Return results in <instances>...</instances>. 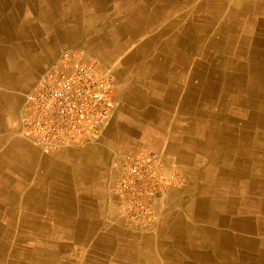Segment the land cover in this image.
I'll return each mask as SVG.
<instances>
[{"label": "crops", "instance_id": "obj_1", "mask_svg": "<svg viewBox=\"0 0 264 264\" xmlns=\"http://www.w3.org/2000/svg\"><path fill=\"white\" fill-rule=\"evenodd\" d=\"M69 47L109 66L114 107L104 141L46 154L19 110ZM110 143L188 181L149 233L105 190ZM263 186L264 0H0V264H264Z\"/></svg>", "mask_w": 264, "mask_h": 264}, {"label": "built area", "instance_id": "obj_2", "mask_svg": "<svg viewBox=\"0 0 264 264\" xmlns=\"http://www.w3.org/2000/svg\"><path fill=\"white\" fill-rule=\"evenodd\" d=\"M114 77L81 49L67 48L37 76L23 96L19 132L45 152L98 139L113 109ZM164 157L148 149L121 154L110 184L129 227L152 229L153 203L182 178Z\"/></svg>", "mask_w": 264, "mask_h": 264}, {"label": "rangeland", "instance_id": "obj_3", "mask_svg": "<svg viewBox=\"0 0 264 264\" xmlns=\"http://www.w3.org/2000/svg\"><path fill=\"white\" fill-rule=\"evenodd\" d=\"M226 26H229V24L228 23H226ZM225 26V27H226ZM249 26H251V25H249ZM225 27H223L224 29H221V30H223V31H221V32H219L220 34L221 33H224L225 32ZM240 26H238V28H239ZM237 28V29H238ZM251 31V30H250ZM252 32V31H251ZM224 34H226V33H224ZM235 35V34H234ZM237 37V36H236ZM69 48H77V49H81L84 53H85V55H86V57L88 58V59H91V60H94L96 63H97V65H98V67H99V69H101L103 72H106V73H110L111 75H113L112 74V72L110 71V68H109V66H107V65H105V64H102L98 59H96L94 56H92V55H90V54H88L86 51H84L82 48H78V47H69ZM64 49H67V48H64ZM64 49H62V50H64ZM61 50V51H62ZM60 51V52H61ZM59 52V53H60ZM59 55V54H58ZM236 57V56H235ZM235 57H232V58H235ZM57 58V57H56ZM55 58V59H56ZM262 57H259L258 59H261ZM54 59V60H55ZM53 60V61H54ZM244 61H248V59H244ZM52 62V61H51ZM50 62V63H51ZM50 63H48V64H50ZM47 64V65H48ZM46 65V66H47ZM45 66V67H46ZM44 67V68H45ZM43 68V69H44ZM42 69V70H43ZM42 70H40V71H38L36 74H35V80H34V82L32 83V85L28 88V91L31 89V87L33 86V84L35 83V81H36V78H37V76L41 73V71ZM114 77V76H113ZM27 92V91H26ZM25 92V93H26ZM24 93V94H25ZM24 96V95H23ZM22 106V105H21ZM113 107H114V104H113ZM20 110H21V107H20ZM19 110V111H20ZM109 120H110V118H109ZM17 132H18V134L21 136V137H23L22 135H21V133L19 132V118H18V127H17ZM24 138V137H23ZM105 138H107V134H105V136L103 137V135H101L98 139H95V140H93V141H89V142H86V143H82V144H77V145H71V146H69V147H62V148H59V149H57V150H54V151H51V152H45V151H43L42 149H40L39 147H37V146H35L30 140H28V139H26V138H24V139H26L27 141H29L35 148H37V149H39L41 152H43V153H46V154H52V153H56V152H58L59 150H63L64 148H66V149H84V148H87V147H92L93 145H95V144H97V143H101L102 141H104V139ZM105 141H107V140H105ZM140 148H145V149H148L149 150V148H147V147H145V146H142V145H138V146H135V147H132V148H130V149H122V150H120L119 148H117V147H115L114 146V144H112V143H110V145H109V149H108V153H107V157H106V160H105V163H104V165H103V170H104V177H103V182H104V186H105V190H106V192L108 193V195H111L112 196V194H111V191H110V184L112 183V181H113V178H114V175H115V163H116V161H117V159L120 157V155L121 154H123V153H127V152H130V151H133V150H136V149H140ZM95 162H96V159H95ZM170 162V161H169ZM170 164L172 165V166H174L175 167V165L174 164H172L171 162H170ZM178 169V168H177ZM176 169V170H177ZM178 173H179V171H177ZM179 175L181 176V178H182V183L180 184V185H178V186H170L169 188V190H168V192H167V195L168 194H170V193H173V194H176L178 191H180V190H182L183 188H185V187H187L188 186V181L186 180V178L184 177V176H182V174H180L179 173ZM166 199V198H165ZM158 223V222H157ZM157 227V226H156ZM156 230V229H155ZM154 230V231H155ZM149 231H153V228L152 229H149V230H146V232H148L149 233Z\"/></svg>", "mask_w": 264, "mask_h": 264}, {"label": "bare ground", "instance_id": "obj_4", "mask_svg": "<svg viewBox=\"0 0 264 264\" xmlns=\"http://www.w3.org/2000/svg\"><path fill=\"white\" fill-rule=\"evenodd\" d=\"M9 6V5H8ZM12 7V6H11ZM4 8V7H3ZM6 8H7V6H6ZM5 11V10H4ZM16 12V11H15ZM5 13V12H4ZM8 14V13H7ZM10 14V13H9ZM5 16H6V14H5ZM7 18V17H6ZM5 20V19H4ZM236 66V65H235ZM261 73H262V71H260ZM12 161V160H11ZM253 174V173H252ZM241 183V182H240ZM239 184V183H238ZM240 186V185H239ZM264 187V186H263ZM242 188V187H241ZM243 190V189H242ZM246 191V190H245ZM239 192V191H238ZM219 193V192H218ZM240 194H242V193H240ZM247 196V195H246ZM249 196V195H248ZM256 199H258V198H256ZM236 205V204H235ZM257 205V204H256ZM259 206V205H258ZM161 210V209H160ZM234 214V213H233ZM260 215V214H259ZM246 217V216H245ZM264 217V216H263ZM240 218V217H239ZM241 218H242V216H241ZM249 218V217H248ZM243 220V219H242ZM246 220H249V219H246ZM221 221V220H220ZM249 222L250 221H248V224H249ZM264 222V221H263ZM243 224V223H242ZM255 233V232H254ZM9 236V235H8ZM240 236V235H239ZM232 237V236H231ZM215 241V240H214ZM239 241V240H238ZM234 243V242H233ZM244 256V255H243ZM242 256V257H243ZM247 258V257H246ZM245 259V258H244ZM252 261V260H251Z\"/></svg>", "mask_w": 264, "mask_h": 264}]
</instances>
